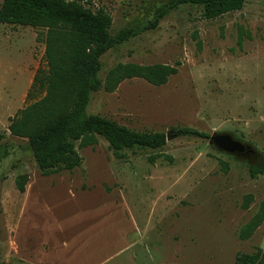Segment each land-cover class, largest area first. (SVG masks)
Wrapping results in <instances>:
<instances>
[{"label": "rangeland", "instance_id": "1", "mask_svg": "<svg viewBox=\"0 0 264 264\" xmlns=\"http://www.w3.org/2000/svg\"><path fill=\"white\" fill-rule=\"evenodd\" d=\"M102 3L111 36L141 30L162 5L167 12L157 27L106 51L100 77L120 62L169 64L177 73L160 86L133 78L92 93L87 111L170 139L117 159L99 137L79 149L80 168L41 174L27 139L8 126L44 95L30 88L47 70L45 29L0 23V262L234 264L239 252L264 251V220L251 237H239L264 202V173L252 179L248 170L264 162V0L215 19L169 0ZM181 127L231 133L257 155L228 156L208 139L177 134ZM19 175L27 176L23 192ZM247 195L253 199L244 209Z\"/></svg>", "mask_w": 264, "mask_h": 264}, {"label": "trees", "instance_id": "2", "mask_svg": "<svg viewBox=\"0 0 264 264\" xmlns=\"http://www.w3.org/2000/svg\"><path fill=\"white\" fill-rule=\"evenodd\" d=\"M104 0H2L0 23L44 28V56L47 70L36 74L30 90L38 87L44 95L38 101L19 110L10 120L11 135L27 139L37 169L43 175L80 168L83 158L79 149L105 139L113 155L120 159L123 151L159 149L166 144L164 132H140L115 120L87 111L92 93L113 92L125 80L140 78L160 86L177 73L169 64L117 63L102 78L101 57L111 48L157 27L166 14L167 5L157 8L154 19L141 30L120 29L110 34L112 15ZM246 0H169L172 6H197L205 19H215L228 12L241 10ZM99 3H102L99 5ZM177 134L209 139V134L181 127ZM6 132H0V143ZM227 167V166H226ZM225 167V168H226ZM249 175L256 179L264 173L261 165H249ZM26 175H19L17 186L24 191ZM253 196L242 203L246 209ZM264 220V202L253 218L239 232L241 240L253 235ZM0 264H2L0 262ZM234 264H264V251L254 254L239 252Z\"/></svg>", "mask_w": 264, "mask_h": 264}, {"label": "water", "instance_id": "3", "mask_svg": "<svg viewBox=\"0 0 264 264\" xmlns=\"http://www.w3.org/2000/svg\"><path fill=\"white\" fill-rule=\"evenodd\" d=\"M169 139V134H166V141H169ZM208 143L219 152L233 157H240L247 149L254 151L249 144L228 132L211 134Z\"/></svg>", "mask_w": 264, "mask_h": 264}, {"label": "flooded vegetation", "instance_id": "4", "mask_svg": "<svg viewBox=\"0 0 264 264\" xmlns=\"http://www.w3.org/2000/svg\"><path fill=\"white\" fill-rule=\"evenodd\" d=\"M253 150H254V148H253ZM257 155V152L254 150V151H252V150H246L244 153H242L241 155H240V157H244V158H247V159H250V158H254V156H256Z\"/></svg>", "mask_w": 264, "mask_h": 264}]
</instances>
